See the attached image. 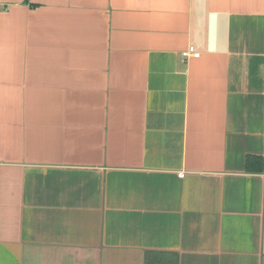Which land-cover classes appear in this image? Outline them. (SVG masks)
Returning <instances> with one entry per match:
<instances>
[{
    "label": "crops",
    "instance_id": "1",
    "mask_svg": "<svg viewBox=\"0 0 264 264\" xmlns=\"http://www.w3.org/2000/svg\"><path fill=\"white\" fill-rule=\"evenodd\" d=\"M153 253L264 264V0H0V264Z\"/></svg>",
    "mask_w": 264,
    "mask_h": 264
},
{
    "label": "trees",
    "instance_id": "2",
    "mask_svg": "<svg viewBox=\"0 0 264 264\" xmlns=\"http://www.w3.org/2000/svg\"><path fill=\"white\" fill-rule=\"evenodd\" d=\"M256 161V159L248 158L247 159V166L250 167L251 163ZM262 165V161L259 160V167ZM145 264H178L177 261L172 260L167 255H163L160 253H153L146 256Z\"/></svg>",
    "mask_w": 264,
    "mask_h": 264
},
{
    "label": "built area",
    "instance_id": "3",
    "mask_svg": "<svg viewBox=\"0 0 264 264\" xmlns=\"http://www.w3.org/2000/svg\"><path fill=\"white\" fill-rule=\"evenodd\" d=\"M182 57L184 58H199L200 54L196 52L193 47H188L187 50L181 53ZM180 177H183V175H179Z\"/></svg>",
    "mask_w": 264,
    "mask_h": 264
}]
</instances>
